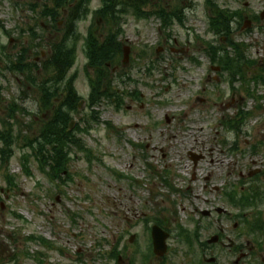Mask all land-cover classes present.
<instances>
[{"label": "rangeland", "instance_id": "374dc122", "mask_svg": "<svg viewBox=\"0 0 264 264\" xmlns=\"http://www.w3.org/2000/svg\"><path fill=\"white\" fill-rule=\"evenodd\" d=\"M147 1L144 9L156 3L167 14L179 13L182 21L162 28L155 16L127 13L120 18L118 40L129 47L127 57L124 61L118 55L104 69L101 84L105 93L110 83L118 95L111 97L120 102L104 100L73 114L72 135L86 148L71 149L70 179L64 183L40 171L27 146L49 114L41 108L39 92L4 68L31 38L29 29L40 32L45 21L40 10L50 0H0V130L9 105L20 108L13 155L0 167V264H115L110 252L123 257L119 264H126L125 256L142 264L149 241L145 221L155 217L176 234L165 254L169 262L176 260L187 249L177 242L178 227H203L207 219L202 211L225 204V185L240 189L248 176L257 177L252 173L257 167L264 170V0H213L223 11L243 15L242 21L231 22L230 38L252 65L237 62L235 82L205 52L207 45L208 50L210 45L229 50L227 38L209 30L206 0ZM100 5L91 0L89 14L77 23L81 39L67 73L76 95L87 104L97 73L85 66L82 37L92 21L99 39L110 32L101 18H91ZM245 19L251 23L242 29ZM60 35L55 30L53 37L35 39L38 46L27 62L45 58L48 45ZM44 74L35 73L37 79ZM92 110L96 122L89 120ZM246 111L252 114L239 125L240 113ZM225 120L234 122L235 129L224 127ZM232 145L238 151L233 158L226 151ZM189 153L198 155L196 164ZM24 160L30 176L22 170ZM7 173L14 188H8ZM131 234L133 243L128 242ZM30 236L49 244L30 241Z\"/></svg>", "mask_w": 264, "mask_h": 264}, {"label": "trees", "instance_id": "16d2710c", "mask_svg": "<svg viewBox=\"0 0 264 264\" xmlns=\"http://www.w3.org/2000/svg\"><path fill=\"white\" fill-rule=\"evenodd\" d=\"M91 0H50V5L43 6L40 10V18L44 25L39 24V33L30 31V39H26L17 51L15 59L8 58L4 68L8 73L24 78L25 83L31 84L40 94L41 108L49 110L51 115L47 120L42 121L38 136L33 141L27 142L33 156L41 167L48 166L51 175H57L66 169L70 161V152L73 147L83 150V144L67 132V124L71 114L75 112L78 97L73 88V78L67 79V73L76 59V47L80 40L77 23L85 19L89 13V3ZM101 6L93 12V20L101 18L105 25L110 27V32L99 39L95 34L96 25L92 23L86 32L84 41V53L88 66L97 73L96 81L92 84L91 102H97L104 79V69L106 63L112 61L120 54L121 43L117 40L120 31V18L127 13H133L137 18H147L154 15L161 19L162 25L168 27L171 21H182L177 12L165 13L160 5L152 3L153 8L144 9L149 5L147 0H100ZM175 1V0H174ZM180 1L181 4L184 0ZM159 2V1H158ZM209 16V30L214 35H222L227 38L229 46L234 50V55L224 50L223 57L217 58L212 45L209 46L211 62H217L227 70L238 69L237 62L244 59L239 49L233 43L230 36L231 21L237 16L233 12L220 9L213 0H206ZM156 6V7H155ZM155 7V8H154ZM181 7V6H180ZM177 9V8H176ZM178 11V10H177ZM65 12V14H64ZM62 15L64 26L58 27V18ZM111 27H114L113 29ZM58 30L60 38L48 45V53L42 60L35 59L28 61L27 58L33 48L38 46L35 39L45 37L50 31ZM5 31V30H4ZM7 32V31H6ZM238 49L239 52H236ZM35 54H39L36 52ZM245 61V60H243ZM242 61V62H243ZM44 72L42 79L36 78V71ZM110 83L106 89V94L110 92ZM0 85V89H1ZM116 94V93H115ZM108 98L109 95H106ZM55 99H59L57 105ZM20 108L15 104L9 105L7 113L8 119L1 122L3 129L0 130V164L8 162L12 156V146L14 144L13 127L16 121V113ZM96 120L95 116L92 117ZM58 177V176H57ZM10 183V178L8 179Z\"/></svg>", "mask_w": 264, "mask_h": 264}, {"label": "flooded vegetation", "instance_id": "af4514ba", "mask_svg": "<svg viewBox=\"0 0 264 264\" xmlns=\"http://www.w3.org/2000/svg\"><path fill=\"white\" fill-rule=\"evenodd\" d=\"M256 197V204L242 213L244 219L234 199L207 208V221L195 231L203 242L197 249L185 250L183 257L170 262L152 259L150 264H264V194Z\"/></svg>", "mask_w": 264, "mask_h": 264}, {"label": "water", "instance_id": "95a60500", "mask_svg": "<svg viewBox=\"0 0 264 264\" xmlns=\"http://www.w3.org/2000/svg\"><path fill=\"white\" fill-rule=\"evenodd\" d=\"M125 56H126V53H125ZM83 103H84L83 101L79 103V107H78L79 109L83 107ZM73 124L74 123L71 121L69 129L72 128ZM166 236L167 235L164 232H162L159 228L157 227L153 228V232H152L153 246H154V252L156 254L161 255L164 252L165 250L164 240Z\"/></svg>", "mask_w": 264, "mask_h": 264}]
</instances>
